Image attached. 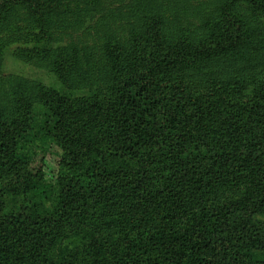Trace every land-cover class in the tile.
Returning <instances> with one entry per match:
<instances>
[{
    "label": "trees",
    "instance_id": "trees-1",
    "mask_svg": "<svg viewBox=\"0 0 264 264\" xmlns=\"http://www.w3.org/2000/svg\"><path fill=\"white\" fill-rule=\"evenodd\" d=\"M258 1L0 0V264H264Z\"/></svg>",
    "mask_w": 264,
    "mask_h": 264
},
{
    "label": "rangeland",
    "instance_id": "rangeland-1",
    "mask_svg": "<svg viewBox=\"0 0 264 264\" xmlns=\"http://www.w3.org/2000/svg\"><path fill=\"white\" fill-rule=\"evenodd\" d=\"M256 4L260 7V9L258 8V11H256V15H254L255 11L252 10V6L249 2H241L238 7L239 19L245 29H247L246 25L252 27L260 21L264 22V0H259ZM235 10L237 11V6L235 7ZM188 11L191 14L193 13L190 8ZM191 18L195 21V17ZM259 18H261V20H259ZM198 19L199 16L196 21ZM3 35L6 36V34L0 29V41L3 40ZM254 36V40L250 42L249 45L234 52V55L230 59H227V61H230L226 63L228 71L233 69L242 71V74H245L246 70L252 68V71H262L261 73L264 74V27L262 26V23L257 31L254 32ZM31 62L27 63L16 59L12 56L9 46H5L3 53L0 56V78L5 80V85L8 87L10 86L11 81H13L12 79L19 77L26 81L37 80L47 86L58 90L60 89V84L53 74L49 73L47 70L39 68ZM5 90L7 91L8 89L5 88ZM78 92L80 91H74V94ZM59 152L60 150L55 145H51L45 156L44 172L48 179H51L56 175Z\"/></svg>",
    "mask_w": 264,
    "mask_h": 264
}]
</instances>
